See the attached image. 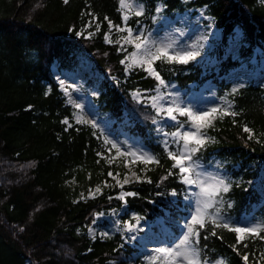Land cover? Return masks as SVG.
Masks as SVG:
<instances>
[{
  "label": "trees",
  "instance_id": "16d2710c",
  "mask_svg": "<svg viewBox=\"0 0 264 264\" xmlns=\"http://www.w3.org/2000/svg\"><path fill=\"white\" fill-rule=\"evenodd\" d=\"M142 3L144 15L132 16L128 25L138 22L144 32L159 16V6L167 16L204 7L221 31L217 57L223 73L237 65L232 56H222L236 26L243 34L240 58L247 59L255 48L264 46V0ZM91 16L96 17L99 30L89 38L79 32ZM109 20L122 25L118 0H69L67 4L63 0H0V264H147L120 235L90 238L87 234L96 213L124 204V221L132 222L134 215L150 222L159 218L175 238L183 231L180 224L187 214L189 190L172 168L164 141L172 151L178 147L155 128V112L130 96L134 89H153L157 81L142 70L125 74L124 52L104 40ZM83 53L94 71L103 75L96 87L92 77L88 78L99 113L119 122L126 113L128 128L159 160L147 164L144 178L124 187L136 193L126 196L124 203L113 197L117 188L105 189L94 198H78L79 190L105 180L109 168L101 166L96 155L102 147L97 128L63 123L71 119L73 109L64 103L51 67L76 70ZM154 66L165 81L178 88L204 78L192 62L157 61ZM220 94L238 115L216 119L205 130L212 139L197 153L199 163L225 165L233 175L220 206L223 220L237 225L242 212L256 205V217L264 221V198L247 184L254 175L248 165L264 163V85L237 89L225 85ZM244 125L253 130V139H248ZM173 191L177 194L172 195ZM210 231L211 226L201 230L200 247L212 262L223 259L225 264H246L243 256L247 254V264H257L252 253L256 248L264 252L262 241L258 245L237 243L233 232L221 228L213 236Z\"/></svg>",
  "mask_w": 264,
  "mask_h": 264
},
{
  "label": "rangeland",
  "instance_id": "374dc122",
  "mask_svg": "<svg viewBox=\"0 0 264 264\" xmlns=\"http://www.w3.org/2000/svg\"><path fill=\"white\" fill-rule=\"evenodd\" d=\"M159 7L163 8L162 6ZM93 17L95 16H91L88 18L87 23L79 33H83L88 37L89 33L94 34L98 31L97 28L94 27L97 23L96 17L95 19H93ZM90 22L91 27H88ZM93 27L95 29H93ZM131 28H133L134 31L140 29L137 27ZM149 32L152 33V36L158 41L162 40L164 43L174 41L175 47L178 49L187 48L189 45L196 41H200V43L203 45V47L200 49V55L196 58V60L190 62H193L195 66L199 67L202 73L209 78L201 86L192 84L187 90L180 89L174 84L166 82L170 86L167 91L179 93L180 99L182 101V106L195 105L199 109L227 107V98H225L223 94L219 95V90L223 87V85L229 84L231 88L236 89L251 82H254L256 84H261L264 82V51L261 49H254V52L249 59L242 60L241 58H239L238 66H236L234 69H231L228 74L223 75L220 72L218 59L213 54L215 46H218L217 44L220 39V30L215 26L212 18L206 14L204 8L198 9L194 12H192V10L190 9L189 11L176 13L172 17H165L163 15H160L159 18L155 20L154 27L147 33ZM106 34H109L110 38L113 41L119 39V37L123 35V33L117 32L116 29H112L110 33L108 30L105 35ZM105 35L104 40L109 43L105 39ZM235 36L237 37L234 38ZM235 36L230 38V43H228V45L226 46L224 54H229L236 58L238 54L237 49L239 48V30L236 31ZM201 37H206V39L201 40ZM112 43L116 44L115 42ZM121 44H123V41H121ZM116 45L121 50V45ZM125 48L127 49V53L133 50L131 46H125ZM125 57L123 58V60H125ZM78 58V69L62 71L60 73V76L62 78L60 81H64L65 86H71L69 88L71 99L76 103L83 105V116L90 121H96L98 125L97 129L100 133V135L98 136V138H100L99 140L103 141L104 138L107 137L113 141L118 142L122 150H126L129 146H134L135 148L146 151V147L140 141L139 137L135 135L130 128H128V126L130 125L126 116H124L122 121L114 122L113 120H110L109 118H106L99 113L97 105L92 99V81H89L88 78L92 77V79H94V87H96L103 76L94 73L91 62L85 54H80ZM122 65L125 68L126 74H129L130 72L137 69L144 71L139 67H134L126 70L125 64L122 63ZM57 76L58 75H56V77ZM173 85L174 87H171ZM59 87L63 92L66 104L73 109L72 120H68L69 123L67 125L76 124L78 126L91 127L90 124L76 123L75 116L77 113L81 112V110L76 109L72 103H69V96L65 93L60 83ZM156 88L150 91H140L138 89L132 90L130 91V96L134 101L143 103L151 107L150 102L147 98L157 94ZM162 91L165 90L162 89ZM136 92H139L140 96L139 98L134 99L133 93ZM230 104L232 110V103L230 102ZM159 120L160 121H157V123L154 124L157 128H162L165 124L176 127L175 123L171 120L161 117H159ZM183 130L191 129L186 126ZM107 149L108 146L104 145L101 150L97 152L103 153V156L97 155L101 160V166H106L109 168L105 180H102L100 184L88 187L85 190H79V199L84 200L93 198V196L90 195V191L94 194V197H96L100 195L105 189H108L107 191L113 190V187L118 188L119 192L116 194V197L119 198L121 193H125L124 190L121 189L120 184H123L124 187L131 182L140 181L142 178H144L147 164L139 162L131 163V157H119L115 159V162H112L110 164L108 162V158L115 157V150H112V152L109 153ZM248 167L254 171V175L251 180L247 181V184H249L250 188L258 192L260 196L264 197V163H260L257 165L249 164ZM202 170L207 173H213L225 177L230 182L233 179V175L231 174L230 169L225 165L221 166L215 163H208L206 165L203 164ZM109 172H112V176L108 175ZM133 172L136 173V176L139 177V179L132 176ZM117 173H119V175H117ZM125 176H127L130 181L127 184H124ZM117 181H119V184L117 183ZM69 182L72 183L71 181H68V183ZM97 187L101 189L100 192H96ZM194 191H196V189L192 192ZM122 208L118 210L112 209L110 211L100 212L96 214L93 223L87 229L88 236L90 238H94L104 237L105 235L102 234L105 233L107 234L106 236L119 234L129 246L137 250L138 255L143 257V259L151 254L150 250L152 248L160 246L163 242H171L175 240V238H173V236L170 234L169 230L164 227V224L159 219H156L153 223H149L147 220L140 218L139 228H142L143 231H137L134 233L125 231L123 225L126 221H123L121 218L122 211L125 210V207ZM257 210L258 207H254L252 212L245 211L242 214L238 226H252L257 222H261V220L256 217V214H254L255 212H257ZM188 216H190V213L187 215V217ZM132 223L135 224L136 221L134 220ZM132 235H135L137 237L136 240L129 239V237ZM243 241H247V244L254 243V245H258L256 244V242L261 240H253L249 237L245 238ZM262 252L263 250L261 248H256V251L252 253L253 259H255L259 263L264 261V259H262L260 255V253Z\"/></svg>",
  "mask_w": 264,
  "mask_h": 264
},
{
  "label": "snow or ice",
  "instance_id": "6c2138e0",
  "mask_svg": "<svg viewBox=\"0 0 264 264\" xmlns=\"http://www.w3.org/2000/svg\"><path fill=\"white\" fill-rule=\"evenodd\" d=\"M63 2L67 4L69 0H63ZM118 3L125 26L113 25L109 20V33L115 28L117 32L123 33V35L113 41L109 34H106L105 39L109 43L115 42L121 45V50L124 51H127L125 46L132 47L133 50L127 53L125 60L121 61V63L125 64L126 70L139 67L157 81V94L147 99L155 110L157 117L171 120L176 125L175 131L165 132L162 128H158L157 131L161 132L165 137H171L173 142L176 143L178 150L172 151L169 148L168 141H164L167 156L173 161L172 168L178 170L176 175L180 177L184 185L189 189H196V191L190 192L185 196V199L192 203V211L188 220L182 225L184 230L175 240L163 242L160 246L152 248L150 250L151 254L146 257L147 264H225L223 259L212 262L204 254V250L200 247L201 230L211 226L210 234L215 236L216 229H226L236 234L237 243H241L245 238L249 237L253 240L260 239L264 242V235H261L264 233V221L257 222L252 226L241 227L222 219L220 206L224 203L223 194L229 192L232 186L231 182L225 177L203 171V165L199 163L197 153L206 147L207 143L212 139L211 137H207L205 130L214 126V120L223 119L225 116L235 117L238 113L231 110V104L227 101L228 106L223 108L199 109L195 105L182 106L179 93L167 91L170 86L161 77L154 65L157 61L170 64H188L190 61L196 60L200 55V49L203 45L200 41H196L187 48L178 49L175 47L174 41L164 43L162 40L158 41L155 39L150 32L145 34L140 29L134 31L133 28L127 26V22L132 16L140 17L144 15L142 0H118ZM156 11L160 13L162 8L158 7ZM88 27H91V22ZM96 28L99 30V24H96ZM91 35L92 33H89V38ZM200 39L203 40L206 37H201ZM121 41H123V44H121ZM60 84L69 96V103H72L76 109L81 110L75 116L76 123L90 124L92 128H97L96 121H90L83 116V105L71 99L69 92L71 86H65L64 81H60ZM171 87H174V85ZM162 89L165 91H162ZM139 96V92L133 93L134 99L139 98ZM179 117H185L186 119L181 121ZM152 122L156 124L157 119L154 117ZM63 123L68 124L69 122L65 119ZM186 126L191 130H183ZM243 131L248 133L249 140L254 138L253 130L247 125L243 126ZM103 143L108 146L107 150L109 153L115 150V157L108 158L110 164L115 162V159L119 157H131V163H159L154 154L135 148L134 146H129L126 150H122L118 142L107 137L104 138ZM97 155L103 156V153H97ZM172 174L170 171L169 175ZM108 175L112 176V172H109ZM132 176L139 179L135 172L132 173ZM129 182V178L125 176L124 184ZM117 183L119 184V181ZM120 187L122 188L123 184H120ZM100 191L101 189L97 187L96 192ZM176 194L175 191L172 192V195ZM90 195L94 198V194L91 191ZM134 195H136L134 192L121 193L119 199L125 200L126 196ZM228 206L230 207L231 205L229 204ZM132 219L136 223L124 222V230L129 233L143 231L142 228H139L140 217L134 215ZM102 235L106 236L107 234ZM136 238L135 235L129 237L130 240H136ZM204 239H208V236H205ZM244 247H247V244H244ZM260 255L264 259V252L260 253ZM243 259L247 264L249 256L245 254Z\"/></svg>",
  "mask_w": 264,
  "mask_h": 264
}]
</instances>
